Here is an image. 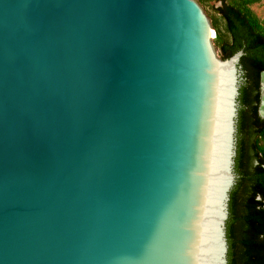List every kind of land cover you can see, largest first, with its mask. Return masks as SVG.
Here are the masks:
<instances>
[{
  "label": "water",
  "instance_id": "obj_1",
  "mask_svg": "<svg viewBox=\"0 0 264 264\" xmlns=\"http://www.w3.org/2000/svg\"><path fill=\"white\" fill-rule=\"evenodd\" d=\"M212 11L0 0V264H227L243 51Z\"/></svg>",
  "mask_w": 264,
  "mask_h": 264
},
{
  "label": "trees",
  "instance_id": "obj_2",
  "mask_svg": "<svg viewBox=\"0 0 264 264\" xmlns=\"http://www.w3.org/2000/svg\"><path fill=\"white\" fill-rule=\"evenodd\" d=\"M217 10L230 36L220 45L221 58L243 51L234 165L237 177L226 220L227 264H264V156L258 141L264 135V117L258 111L264 33L249 7L223 2Z\"/></svg>",
  "mask_w": 264,
  "mask_h": 264
},
{
  "label": "rangeland",
  "instance_id": "obj_3",
  "mask_svg": "<svg viewBox=\"0 0 264 264\" xmlns=\"http://www.w3.org/2000/svg\"><path fill=\"white\" fill-rule=\"evenodd\" d=\"M213 11H212V27L213 37L212 42L214 48L219 57H221L220 45L223 41L230 38L226 30L225 20L222 15L218 12L217 7L223 2L232 4L238 7H249L253 15L258 19L261 24V31L264 33V0H210ZM264 117V116H262ZM259 146L264 156V135L259 137Z\"/></svg>",
  "mask_w": 264,
  "mask_h": 264
},
{
  "label": "bare ground",
  "instance_id": "obj_4",
  "mask_svg": "<svg viewBox=\"0 0 264 264\" xmlns=\"http://www.w3.org/2000/svg\"><path fill=\"white\" fill-rule=\"evenodd\" d=\"M263 82H264V76H263ZM262 112L264 113V104L262 106Z\"/></svg>",
  "mask_w": 264,
  "mask_h": 264
}]
</instances>
